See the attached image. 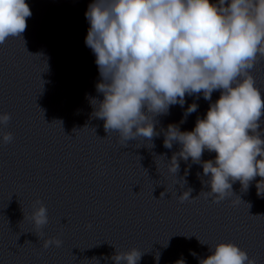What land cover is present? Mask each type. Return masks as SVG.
<instances>
[{"label": "clouds", "instance_id": "obj_1", "mask_svg": "<svg viewBox=\"0 0 264 264\" xmlns=\"http://www.w3.org/2000/svg\"><path fill=\"white\" fill-rule=\"evenodd\" d=\"M31 15L25 0H0V45L9 37L22 38ZM84 15L89 24L85 45L96 57L100 76L95 87L103 94L102 100L91 98L92 116L104 121L107 134L117 132L122 147H127L137 137L152 142L163 132L165 148L180 145L168 161V172L177 176L180 159L202 165L203 176L209 177L202 183L210 190L199 196L213 203L236 196L237 181L247 190L256 177L261 178L257 194H264V97L252 75L264 60V0H92ZM214 91L220 92L219 99L209 104L203 118L197 117L193 130L181 131L177 124L156 130V117L169 114L171 106L183 107L186 95L211 101ZM197 109V103L190 104L180 123ZM11 118L9 113L0 114V129ZM0 137V144L14 139L11 132L0 131ZM205 150L215 152V159L203 161ZM192 191H183L178 201L199 197L193 198ZM27 219L43 239L40 230L49 217L42 201H34ZM62 244L50 237L42 246ZM209 250L199 264H256L234 243H219ZM143 254L137 248L116 250L111 259L115 264H138ZM159 259L157 253V264Z\"/></svg>", "mask_w": 264, "mask_h": 264}]
</instances>
